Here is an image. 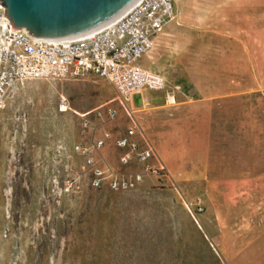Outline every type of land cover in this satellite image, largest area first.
I'll return each instance as SVG.
<instances>
[{
  "label": "rangeland",
  "instance_id": "374dc122",
  "mask_svg": "<svg viewBox=\"0 0 264 264\" xmlns=\"http://www.w3.org/2000/svg\"><path fill=\"white\" fill-rule=\"evenodd\" d=\"M173 3L142 60L166 88L134 98L167 178L90 186L88 158L138 170L113 147L129 120L107 82L18 84L0 103V264H264V0Z\"/></svg>",
  "mask_w": 264,
  "mask_h": 264
},
{
  "label": "built area",
  "instance_id": "2783aa9c",
  "mask_svg": "<svg viewBox=\"0 0 264 264\" xmlns=\"http://www.w3.org/2000/svg\"><path fill=\"white\" fill-rule=\"evenodd\" d=\"M0 0V103L15 86L26 81H69L94 76L107 82L119 106L129 120L122 136L112 141L120 151L121 166L135 164L132 174L117 175L94 165L88 158L93 189L104 186L113 192H132L146 180L167 178V170L132 107V97L143 91L160 92L166 82L160 73L142 69L138 62L150 53L163 28L175 21L173 0H136L118 17L103 26L65 40H36L25 31L14 33L6 21ZM144 107L147 100L140 98ZM116 110L107 108L95 113L98 121H113ZM84 128L90 123L82 122ZM110 139L108 133L92 145L98 151ZM80 155L88 150L76 146ZM90 152V150H89Z\"/></svg>",
  "mask_w": 264,
  "mask_h": 264
},
{
  "label": "water",
  "instance_id": "95a60500",
  "mask_svg": "<svg viewBox=\"0 0 264 264\" xmlns=\"http://www.w3.org/2000/svg\"><path fill=\"white\" fill-rule=\"evenodd\" d=\"M14 33L65 40L98 29L134 0H1ZM136 1V0H135Z\"/></svg>",
  "mask_w": 264,
  "mask_h": 264
},
{
  "label": "crops",
  "instance_id": "0c3cea01",
  "mask_svg": "<svg viewBox=\"0 0 264 264\" xmlns=\"http://www.w3.org/2000/svg\"><path fill=\"white\" fill-rule=\"evenodd\" d=\"M168 25V24H167ZM167 25L163 28V30H162V32L164 31V29L167 27ZM170 25V24H169ZM161 32V33H162ZM159 37V36H158ZM157 37V38H158ZM156 38V39H157ZM156 39H155V41H156ZM145 58V57H144ZM143 58V59H144ZM143 59H141L139 62H138V66L139 67H141L142 69H146V70H149V71H152V72H157L156 70H152V69H149V67H146L144 64H143V62H142V60ZM157 73H159V72H157ZM142 94V93H141ZM137 95H134L133 97H132V107L134 108L136 105H135V101H134V98L136 97ZM138 97L139 98H141V95L140 94H138ZM138 106H140V105H138Z\"/></svg>",
  "mask_w": 264,
  "mask_h": 264
},
{
  "label": "bare ground",
  "instance_id": "6f19581e",
  "mask_svg": "<svg viewBox=\"0 0 264 264\" xmlns=\"http://www.w3.org/2000/svg\"><path fill=\"white\" fill-rule=\"evenodd\" d=\"M134 2H135V0H134V1H132V2H131L129 5H131V4H132V3H134ZM129 5H128V6H129ZM128 6H127V7H128ZM127 7H126V8H127ZM126 8H125V9H126ZM125 9H124V10H125ZM124 10H123V11H124ZM123 11H122V12H123Z\"/></svg>",
  "mask_w": 264,
  "mask_h": 264
}]
</instances>
